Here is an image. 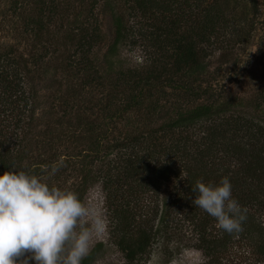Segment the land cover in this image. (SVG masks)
Instances as JSON below:
<instances>
[{
	"label": "rangeland",
	"instance_id": "374dc122",
	"mask_svg": "<svg viewBox=\"0 0 264 264\" xmlns=\"http://www.w3.org/2000/svg\"><path fill=\"white\" fill-rule=\"evenodd\" d=\"M23 1L18 14L11 6L12 0H0V50L4 44L13 45L19 50L15 55L17 59L21 53L26 57L33 53L42 56L38 71L32 73L37 91L31 95L30 102L36 112L29 129H24L21 126L30 105L27 107L20 99L7 105L0 113V132L12 141L13 160L17 165L29 168L28 173L40 176L51 186L76 192L83 201L103 211L109 221V230L94 241L93 248L97 246V249L90 264H264V255L257 254L243 241H236L211 260L198 246L197 232L188 212L190 208L184 200L171 206L165 219L159 220L166 200L170 202V199L188 196L183 178H172L157 190L141 189L139 176L130 182L139 196L135 209L139 220L141 217L157 232L149 251L132 262L128 261L117 245L118 230L112 223L114 214L112 207H108L107 191L99 177L100 170L108 169V157L106 163L103 159L91 163L92 158L81 154H92L84 126L87 122L104 121L102 104L107 95L91 85L85 91L66 97L69 92L79 90L83 83V79L68 76L61 69L64 59L74 58L80 25L98 33L99 39L91 56L102 72L115 76L111 71L113 62L116 69L151 70L172 64L174 40L182 34L192 33L194 27L200 30L204 14L214 0H152L156 4H151L147 10L138 8L134 0H56L58 11L49 24L48 33L38 37L26 30L25 17L32 15L33 5L28 0ZM224 2L226 20H220L217 38L197 44L205 71L196 79L179 78L172 85H169V78L162 77L156 83V95L164 105L172 107L174 104L193 107L200 103L230 100L233 105L225 111V116L246 117L253 119L254 123H264V112L261 111L264 108V0ZM93 3L96 4L94 9ZM113 12L123 15L126 35L110 54L115 41ZM184 80L187 81L181 85ZM160 112H167V108ZM125 124L124 120L120 122L119 129H113L115 134L120 136V130L125 131ZM110 131L112 135L113 131ZM121 150L125 152V149ZM115 156L112 154L110 159ZM229 161L239 162L235 157ZM54 164L61 166L52 175L50 166ZM46 167L47 172L43 171ZM84 169L90 171L91 176L81 196L84 186L79 184ZM259 175L264 177V170L258 171L256 176L259 178ZM224 177H228L227 174ZM222 178L219 176L217 182ZM240 181L237 182L239 188L244 183L243 179ZM257 215L264 223V210H259Z\"/></svg>",
	"mask_w": 264,
	"mask_h": 264
},
{
	"label": "trees",
	"instance_id": "16d2710c",
	"mask_svg": "<svg viewBox=\"0 0 264 264\" xmlns=\"http://www.w3.org/2000/svg\"><path fill=\"white\" fill-rule=\"evenodd\" d=\"M28 1L33 5V11L32 15L25 17V24L28 25L26 30L34 32L35 37L48 33L49 24L58 11L56 0ZM151 1L134 0L135 5L142 10L156 4V1ZM23 2L12 0L11 6L16 13L19 14ZM93 5L94 9L96 4ZM225 5L224 0H214L204 14L200 30L194 27L192 33L182 34L174 40L176 47L171 53L173 61L172 64H166L168 66L161 65L141 71L137 68L116 69L113 62L111 71L115 72V76L102 72L91 56L99 39L98 33L82 25L76 36L74 58L69 57L61 63V69L66 75L83 79L79 90H73L72 85L71 89L76 92H69L66 94L67 98L74 96L73 93L85 91L91 85L99 87L102 94L107 95L102 104L104 121L87 122L84 126L88 132L87 139L92 154H81L92 158L91 163L102 159L105 162L108 157L107 163L105 162L108 169L100 170L99 177L107 191L108 207H112L114 214L112 223L118 230L117 245L130 262L149 251L157 232L141 217L139 220L135 209L139 196L130 182L136 181L138 176L141 189L157 190L164 182L173 180L172 178H183L184 191H187L188 196L183 199H170V202L166 200L159 220L165 219L171 206L184 200L190 208L188 212L197 232L198 246L211 260L229 249L236 241L248 243L257 254L264 255V223L257 215L259 210H264V177L262 174L259 178L256 176L258 171L264 170V123H254L253 119L246 117L225 116V111L233 105L230 100L200 103L193 107L174 104L172 107L164 105L160 96L156 95V83L162 77L169 78V85H172L179 78L196 79L205 71L206 66L201 60L197 44L217 38L220 20H226ZM113 22L115 41L110 54H113L116 44L126 35L123 15L113 12ZM18 53L19 50L13 45L4 44L0 50V113L2 114L1 110L7 105H13L20 99L27 107L30 105L29 112H26L30 117L26 118L25 115L21 126L29 129L36 112L31 105L33 102H30L31 95L37 91L32 73L38 71L42 56L33 53L26 57L21 53L17 59L18 56L15 55ZM185 81L187 80L182 81L181 85ZM165 107L167 112H160ZM133 110L136 112H129ZM261 111L264 112V108ZM123 120L126 121V128L124 127L125 131L120 130L118 136L113 129H119V123ZM110 130L113 131L112 135ZM241 132L243 134L238 139ZM11 142L10 138L0 132L1 175L10 168L29 171V168L21 167L13 160ZM121 149H125V152ZM112 154H116L115 159H110ZM232 157L239 160L238 164L229 161ZM83 171L79 186L88 184L91 176L90 171ZM226 174L232 184L233 197L248 209L247 220L239 234L222 232L216 227L214 218L195 208L192 203L196 195L192 186L197 180L218 184V177ZM241 179L244 183L239 188L237 182ZM86 189L87 186H84L81 196ZM241 189L243 193L240 192ZM96 249L97 246L83 264H90Z\"/></svg>",
	"mask_w": 264,
	"mask_h": 264
},
{
	"label": "clouds",
	"instance_id": "9594fccd",
	"mask_svg": "<svg viewBox=\"0 0 264 264\" xmlns=\"http://www.w3.org/2000/svg\"><path fill=\"white\" fill-rule=\"evenodd\" d=\"M60 166H50L51 174ZM192 191L195 208L214 218L219 230L243 231L248 209L233 197L228 177L218 184L197 180ZM108 230L103 211L76 192L24 170L0 175V264H83Z\"/></svg>",
	"mask_w": 264,
	"mask_h": 264
}]
</instances>
